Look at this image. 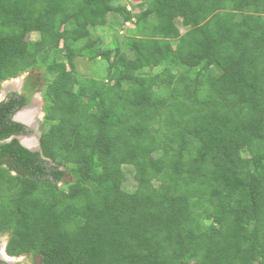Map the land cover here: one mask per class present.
<instances>
[{"label": "trees", "instance_id": "1", "mask_svg": "<svg viewBox=\"0 0 264 264\" xmlns=\"http://www.w3.org/2000/svg\"><path fill=\"white\" fill-rule=\"evenodd\" d=\"M39 69L40 152L14 115L41 80L0 102L9 256L264 264V0H0V86Z\"/></svg>", "mask_w": 264, "mask_h": 264}, {"label": "rangeland", "instance_id": "2", "mask_svg": "<svg viewBox=\"0 0 264 264\" xmlns=\"http://www.w3.org/2000/svg\"><path fill=\"white\" fill-rule=\"evenodd\" d=\"M133 5H132L133 10H136L134 7L136 5H134V6ZM130 28L131 27L129 26L125 29L124 35L123 34L121 35V33H120V35L118 36L119 40L116 38H112V39L108 40L107 45L110 44L111 42H115V41H117L118 44L121 43L123 45L125 40H126V35H128V32H130ZM182 31H184V28H182ZM97 34L99 36H101L99 34V32H97ZM39 38H40V36L37 33H32L28 36V39L32 42H37L39 40ZM51 60H53V58H51ZM77 68H78V71L80 72L79 78H80L81 82L84 84H88L90 80L95 79L97 77H102L101 75L106 74L105 73L106 72L105 71L106 66H105V63L101 60V58L96 60V63L89 62L88 58H79L77 61ZM82 76L84 78H82ZM34 78H37V80H41V82L43 84L38 87V90L36 89V94L38 95V98H39V99L37 98L38 99V102H36V103H38L37 106H33L32 108H28L27 110L29 111L28 113H30L31 112L30 109H32L33 113H34V118L36 119V117L37 118L39 117L40 118L39 122L43 123L44 122V115H45V106H46V101L44 98V92H45V88H46L45 81H48L46 78V71H44L42 69L41 70L40 69L35 70V71L34 70L28 71V72L20 75L18 78L14 79V81H13V79L10 80V83L8 85L0 86V101H2L3 99H6L9 96L10 90H16L18 88V87H16L17 84L18 85L22 84V82H20V81L18 82L16 80L22 79V81H24L27 79V81H28V80H31ZM13 84L15 85L14 89H13ZM7 87H9V89ZM78 87H76V90H78ZM22 122H24V121H22ZM26 123H28V122H26ZM27 146H30L33 149L37 148L38 145H37V141H35V138H33V139L31 138L30 140H28ZM124 169L126 171V174L128 175V180L124 184L125 189H127L129 191H135L137 188V182L134 178L135 170L131 166H125ZM60 186H63V185L61 184ZM4 240L6 242L8 240V237L6 235H1L0 236V249L3 247ZM3 249H4V247H3ZM0 252H1V250H0ZM21 258L22 259L20 261V264H33L32 260L28 256L24 255ZM14 262H16V264H18L19 261L15 260Z\"/></svg>", "mask_w": 264, "mask_h": 264}, {"label": "flooded vegetation", "instance_id": "3", "mask_svg": "<svg viewBox=\"0 0 264 264\" xmlns=\"http://www.w3.org/2000/svg\"><path fill=\"white\" fill-rule=\"evenodd\" d=\"M27 82H29V80L27 81V79L26 80H24V81H22V84L21 85H16V87H18L16 90H10V92H9V96H11L12 94H13V92H18V93H26V92H31V88H29V87H26L25 85H27L28 83ZM14 87H15V85L13 84V89H14ZM8 89H9V87H7ZM32 93V92H31ZM8 96V97H9ZM29 97V96H28ZM36 102H38V99H37V94L36 93H34V95L32 96V98H31V102L28 104V105H26V107L27 108H32L33 106H37V103ZM36 104V105H35ZM30 110H32V109H30ZM29 112V111H28ZM34 113H32V114H28V116H26V115H23V114H19L18 115V119L19 120H22V121H24V123L25 124H23V125H25L28 129H30V130H32L33 132H32V134H30V135H28V136H31V137H37V136H39V134L41 133V125H42V123H40L39 121H40V118L38 117H36V119L34 118V115H33ZM21 116V117H20ZM16 119V117H14V120ZM26 122H28V123H26ZM32 122V123H31ZM30 123V124H29ZM37 126H36V125ZM35 125V126H34ZM1 235H3V234H1L0 233V236ZM8 237V236H7ZM9 238V237H8ZM9 242V239L5 242V240H4V243H8ZM3 243V244H4ZM3 248V247H2ZM0 249L1 250V252H0V255H2V256H5L4 255V249ZM6 257V256H5Z\"/></svg>", "mask_w": 264, "mask_h": 264}, {"label": "clouds", "instance_id": "4", "mask_svg": "<svg viewBox=\"0 0 264 264\" xmlns=\"http://www.w3.org/2000/svg\"><path fill=\"white\" fill-rule=\"evenodd\" d=\"M127 4V7H128V10L129 11H134L133 10V7H132V5H130L128 2L126 3ZM134 6V5H133ZM135 7V6H134ZM129 26H131V22H126V27H129ZM14 80V79H13ZM10 81V80H9ZM3 85H5V83L3 84ZM36 93V92H35ZM6 97V96H5ZM10 97V96H9ZM9 97H7L6 99H3L2 101H0V102H3V101H5V100H9L8 98ZM37 98H38V95H37ZM39 99V98H38ZM38 104V103H37ZM36 105V104H35ZM25 109H28L26 106L25 107H23L22 109H20L15 115H14V117H16V118H18V115L22 112V111H24ZM46 115V114H45ZM45 115H44V119H45ZM17 122V121H16ZM18 123H20V122H18ZM21 124H23V123H21ZM42 133V132H41ZM41 133L39 134V136H37V137H31V136H28V135H24L25 137H28V138H35V141H37V144H40V137H41ZM21 136H23V135H21ZM20 137V136H19ZM39 138V139H38ZM38 139V140H37ZM39 142V143H38ZM23 145V144H22ZM25 147V146H24ZM28 149V148H27ZM31 151V150H30ZM40 151H41V145H40ZM40 151H38V152H40ZM14 175H16L15 173H13ZM9 239V238H8ZM7 246H8V243L6 244V243H4L3 244V247H4V251H5V253L7 254V256L9 257V258H6L5 256H2V255H0V260H2V261H4L5 263H7V264H16V262H14L15 260H18L19 262H18V264H20V261H21V257L22 256H20V257H12V256H9L8 255V253H7V251H6V249H7ZM24 256V255H23ZM26 256V255H25Z\"/></svg>", "mask_w": 264, "mask_h": 264}, {"label": "water", "instance_id": "5", "mask_svg": "<svg viewBox=\"0 0 264 264\" xmlns=\"http://www.w3.org/2000/svg\"><path fill=\"white\" fill-rule=\"evenodd\" d=\"M13 81H14V80H13ZM16 81H18V82H19V81L22 82V79H20V80H16ZM9 83H10V81L5 82V85H8ZM15 121L25 124L24 122H22V121L19 120L18 118H16ZM24 137H25V136H20V137H18V139L21 141V143L23 144V146H25L26 148H28V149L31 150L32 152H38V151H40V144H37V145H38L37 148H34V149H32V148L28 147L27 145H25V144L23 143V141H22V139H23ZM25 138H26V137H25ZM37 140H38V139H37Z\"/></svg>", "mask_w": 264, "mask_h": 264}, {"label": "bare ground", "instance_id": "6", "mask_svg": "<svg viewBox=\"0 0 264 264\" xmlns=\"http://www.w3.org/2000/svg\"><path fill=\"white\" fill-rule=\"evenodd\" d=\"M33 113V110H31V112L30 113H28V110L27 109H25L24 111H22L21 112V114H23V115H26V116H28V114H32ZM34 115V114H33ZM21 117V116H20ZM36 125V124H35ZM34 125V126H35ZM37 126V125H36ZM31 138H28V137H24L23 139H22V141H23V143L25 144V145H28V140H30ZM33 144V143H32ZM28 147H30V146H28ZM30 148H32V147H30ZM33 149V148H32ZM3 249V248H2ZM4 255L6 256V258H9L8 256H7V254L5 253V251H4Z\"/></svg>", "mask_w": 264, "mask_h": 264}]
</instances>
